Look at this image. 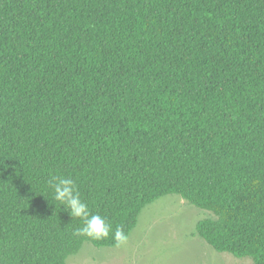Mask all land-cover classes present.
<instances>
[{
  "label": "trees",
  "instance_id": "obj_1",
  "mask_svg": "<svg viewBox=\"0 0 264 264\" xmlns=\"http://www.w3.org/2000/svg\"><path fill=\"white\" fill-rule=\"evenodd\" d=\"M60 176L109 237L74 234ZM168 194L264 264V0H0V264L114 247Z\"/></svg>",
  "mask_w": 264,
  "mask_h": 264
},
{
  "label": "rangeland",
  "instance_id": "obj_2",
  "mask_svg": "<svg viewBox=\"0 0 264 264\" xmlns=\"http://www.w3.org/2000/svg\"><path fill=\"white\" fill-rule=\"evenodd\" d=\"M215 217L179 194H168L147 205L121 247L85 243L67 264H254L217 251L198 234L199 219Z\"/></svg>",
  "mask_w": 264,
  "mask_h": 264
},
{
  "label": "clouds",
  "instance_id": "obj_3",
  "mask_svg": "<svg viewBox=\"0 0 264 264\" xmlns=\"http://www.w3.org/2000/svg\"><path fill=\"white\" fill-rule=\"evenodd\" d=\"M53 198L59 201L69 212L70 217L80 218L84 221V226L74 233L84 235L93 240H102L109 237L111 225L106 223L100 215H91L88 206L81 200L76 183L71 178L63 176L53 177L51 182ZM114 246L119 248L127 241V234L117 228L113 234Z\"/></svg>",
  "mask_w": 264,
  "mask_h": 264
}]
</instances>
